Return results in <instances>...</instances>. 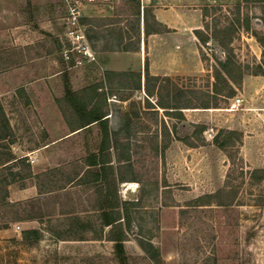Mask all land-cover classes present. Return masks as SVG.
I'll return each mask as SVG.
<instances>
[{"label": "rangeland", "instance_id": "rangeland-1", "mask_svg": "<svg viewBox=\"0 0 264 264\" xmlns=\"http://www.w3.org/2000/svg\"><path fill=\"white\" fill-rule=\"evenodd\" d=\"M67 3L78 8L80 25L94 50L113 46L134 49L139 43V0H0V139L7 138L8 123L18 127L13 133L15 139L24 138L29 143L31 136H40V125L47 118L44 120L36 107L43 105L48 93L61 118L73 120L75 112L66 98V86L83 96L84 103H89L86 95L104 93L109 98L108 110L126 108L132 112L136 146L131 151L135 157L134 176L141 188L137 202L128 207L129 242L118 254L110 244L100 245L97 250L86 245H71L64 250L59 244L24 241V223L35 215L34 206L29 200L18 202L15 185L8 188L12 174L19 171L9 166L0 170V264H264V181L256 184L250 180L252 171L264 169L245 163L237 139L227 153L214 143L215 147L202 148L194 155L184 152L183 145L194 135L199 136L194 140L197 146L206 144L209 134L199 132L202 126H175L174 140L168 136L160 145V124L163 121L172 127L175 121L171 120L172 113L146 110L157 109L159 101L148 100L143 91H137L135 77L113 73L107 82V72L100 69L97 58L93 65H79L77 54L69 52L70 58L66 59L72 30ZM246 7L245 14L253 17L251 29L263 33V6ZM227 12L211 16L216 15L214 19L223 27L235 19L236 7L227 8ZM109 13L111 17H103ZM252 32L249 36L236 32L231 44L242 73L256 74L262 62L263 49ZM215 53L205 46L206 59V54L218 59L228 57L226 51L224 55ZM233 74L238 75L236 68ZM212 75L204 74L193 83L179 82L184 91L176 83L162 82L160 101L188 103L197 108L208 103L213 108L232 110L231 102L211 95ZM95 87L103 92H95ZM125 97L132 100L126 105L115 103ZM248 102L253 101L246 99L244 107ZM9 141L0 143V162L12 155ZM172 142H178V147L168 149ZM33 147L30 144L23 150ZM26 180L25 184L31 182Z\"/></svg>", "mask_w": 264, "mask_h": 264}, {"label": "crops", "instance_id": "crops-1", "mask_svg": "<svg viewBox=\"0 0 264 264\" xmlns=\"http://www.w3.org/2000/svg\"><path fill=\"white\" fill-rule=\"evenodd\" d=\"M139 1L142 18L136 48L127 52L119 50L117 46L104 50L91 48L103 72L141 74L142 90L137 91H143L148 100L156 98L158 101L161 98L162 82L176 83L178 88L184 91L179 82L198 81L204 74H213L214 68L220 69L219 62L225 61L222 57L218 59L214 54H206L207 59L204 58L205 46L196 35V32H201L211 37L214 25L218 24V29L227 26L222 27L214 19L216 15L211 16L212 13L227 12V8L231 6L241 7L243 20L249 16L245 14L246 6L255 4H245L244 0ZM111 16L109 13L103 17ZM206 25H209V30H206ZM239 31L242 35L249 34L243 28ZM251 37L254 39L252 35ZM120 43L123 44V41L120 40ZM207 47L209 51H215L217 56V53L225 52L212 39ZM146 61L150 77L160 79L157 83H150L156 85L153 96H148L145 91ZM235 68L238 75L233 74V79L240 82L241 87L238 89L233 83L234 80L224 74L238 94L227 101L233 105L235 99H241V110L218 107L175 111L164 109V106L159 104L155 105L157 109H146L172 113L171 120L175 121L172 127L163 121L160 124V145L164 144L168 136L174 140L175 126H202L204 134H209L204 146L194 143L198 135L192 136V141L189 140L183 145V148L187 149H184V152L193 155L202 148L215 147L213 140L219 131L235 132L241 138L240 156L245 163L254 169H264V76L258 74L257 70L256 74L244 71L242 73L239 64ZM210 80V93L214 95V74ZM150 90L153 91L152 86ZM219 97L226 100L223 96ZM246 99L253 102H248L244 107ZM131 100L132 97H125L115 103L126 105ZM73 109L75 120L64 121L48 93L43 105L36 107L40 116L44 120L47 118V122L40 125L43 130L40 136H31L29 143L24 138L22 141L13 138V133H16L18 127L15 129L8 123V136L1 138L0 143H7L10 139L8 146L12 149V155L10 159L0 162V170L9 166H13V171L19 170L12 174L13 180L9 182L8 188L13 189L15 185L18 202L29 200L34 206L35 215L24 224L26 231L40 232L42 239L39 243L59 244L64 250L71 245H86L97 250L100 245L110 244L121 254L129 242L127 236L131 214L128 207L137 202L136 196L141 188L138 178L134 176L135 157L131 151V148L136 146L135 116L126 108L113 111L106 107V123L84 127L74 105ZM204 111L207 113H203ZM204 118L213 121H206ZM177 143L172 142L168 149L178 147ZM30 144L34 146L31 150H23ZM24 159L26 162L23 165L20 161ZM31 159L35 160L34 164L30 163ZM25 179L31 182L25 184ZM118 246L122 248L118 250Z\"/></svg>", "mask_w": 264, "mask_h": 264}, {"label": "trees", "instance_id": "trees-1", "mask_svg": "<svg viewBox=\"0 0 264 264\" xmlns=\"http://www.w3.org/2000/svg\"><path fill=\"white\" fill-rule=\"evenodd\" d=\"M244 3L245 4H250V3L259 4L263 6L262 8L264 9V0H244ZM251 21H252V18H250L249 16L244 17V19L242 20L241 19V7H236L235 19L229 22V24L223 29L222 28L218 29L217 25H214L211 37L204 35L201 32H196V35L203 46H207L208 42L212 39L215 42H217L224 51L228 53V57H226L225 61L223 63L219 62L220 69L214 68V71H213L214 78H215V83L213 85L214 99L216 98L218 99L220 98L219 96H223L226 100H230L236 96L235 89L229 84L224 74H226V76L230 78L232 81L234 80L233 71L235 67H237V65L235 63V57H234L233 50L231 49V44L233 42L235 33L241 30V28H243L246 32L251 31ZM138 24L140 27V21H138ZM263 24H264V19H263ZM209 28H210L209 25H206V30H209ZM252 35L258 41V43L263 49L262 63L261 65L257 67V72L258 74L264 76V31L263 33H258L256 31H253ZM123 50L126 52L129 51L128 48H125ZM113 75H114L113 73H106L105 76H106L107 82L110 81V76H113ZM120 75L121 76L129 75V76L135 77L137 80L136 90L142 89V83H141L142 75L141 74L129 73V74H120ZM145 78H146V85H145L146 94L148 96H153L156 85L152 86L153 87V91H152L150 90V83H157L160 81V79L150 77L149 65L147 61L145 63ZM233 83L238 89L241 87L240 82H236V80H234ZM99 89H102V88L95 87L94 91L97 92ZM83 93L84 95H86V92H83ZM86 97L89 100L88 104L84 103L85 98H83V96H80L79 93L73 92L69 86H66V98L76 108L77 116L80 119L81 124H84V127L95 124V123H100V124L106 123V121L104 120L108 115L107 114L108 111L104 110L107 107L106 94L103 93L101 95H97V97L96 96L91 97L90 95H86ZM187 104L188 103L181 102L177 106L176 104H171V103L163 104L159 100V106H164L163 108L168 109V110L178 111L181 109L197 108V107H191V105H187ZM180 106H184V107L182 108ZM212 108L213 107H210V104L205 103L202 107L197 108V109L208 110ZM214 108L217 109L218 107H214ZM178 114L179 116L181 115V113H178ZM203 130L204 128L200 127L199 132L202 133ZM236 139H237V143L241 144V138L239 134L235 132L221 130L214 137L213 143L218 149L227 153L228 149L235 147ZM25 162H26L25 159L20 161V163L23 165ZM14 177L16 176L14 175ZM250 180L252 183H256V184L263 182L264 181V170L252 171L250 173ZM41 239H42V236L39 231H35V230L26 231L23 234V240L28 243L30 242V243L37 244L40 242ZM121 248L122 246H118V250Z\"/></svg>", "mask_w": 264, "mask_h": 264}, {"label": "built area", "instance_id": "built-area-1", "mask_svg": "<svg viewBox=\"0 0 264 264\" xmlns=\"http://www.w3.org/2000/svg\"><path fill=\"white\" fill-rule=\"evenodd\" d=\"M94 0H89V2ZM105 2H111L112 0H104ZM67 12H68V19L70 20L72 24V30L70 31L68 35L69 43L71 44V48L68 52H66V59L68 60L70 58L69 52H75L78 56L77 64H83L85 62L92 63L96 61V54L92 50L89 41L87 39V36L85 32L83 31L81 25H80V12L78 8L71 3H67ZM224 55V53H222ZM242 100L237 98L235 99V103L232 105V109L238 110L241 106ZM31 164L35 163L34 159L30 160ZM17 230H20V227H17Z\"/></svg>", "mask_w": 264, "mask_h": 264}]
</instances>
